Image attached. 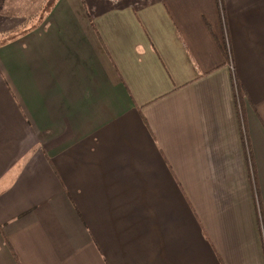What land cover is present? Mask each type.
Masks as SVG:
<instances>
[{
  "label": "crops",
  "instance_id": "obj_1",
  "mask_svg": "<svg viewBox=\"0 0 264 264\" xmlns=\"http://www.w3.org/2000/svg\"><path fill=\"white\" fill-rule=\"evenodd\" d=\"M263 231L264 0H0V264H264Z\"/></svg>",
  "mask_w": 264,
  "mask_h": 264
},
{
  "label": "trees",
  "instance_id": "obj_2",
  "mask_svg": "<svg viewBox=\"0 0 264 264\" xmlns=\"http://www.w3.org/2000/svg\"><path fill=\"white\" fill-rule=\"evenodd\" d=\"M239 94H240V97H242V92H241V89H239ZM258 191V189H257ZM258 194V193H257Z\"/></svg>",
  "mask_w": 264,
  "mask_h": 264
},
{
  "label": "rangeland",
  "instance_id": "obj_3",
  "mask_svg": "<svg viewBox=\"0 0 264 264\" xmlns=\"http://www.w3.org/2000/svg\"><path fill=\"white\" fill-rule=\"evenodd\" d=\"M54 2H55V0H54ZM259 206H260V204H258ZM263 233H264V231H263Z\"/></svg>",
  "mask_w": 264,
  "mask_h": 264
}]
</instances>
